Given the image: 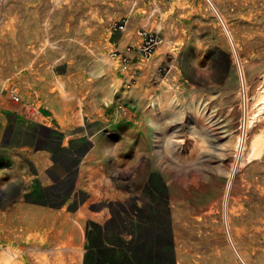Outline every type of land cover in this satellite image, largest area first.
I'll use <instances>...</instances> for the list:
<instances>
[{
  "label": "rangeland",
  "instance_id": "obj_1",
  "mask_svg": "<svg viewBox=\"0 0 264 264\" xmlns=\"http://www.w3.org/2000/svg\"><path fill=\"white\" fill-rule=\"evenodd\" d=\"M49 1L0 0V213L65 206L77 218L70 241L81 264H264V253L248 259L234 239L237 229L264 228V148L244 162L233 155L239 74L250 98L264 81V0H203L202 12V0H59L55 12ZM43 28L52 39L46 53L36 49ZM58 81L75 114L67 124L58 123L65 99L50 93ZM167 89L184 117L153 133L147 110ZM106 91H114L109 105ZM192 97L206 100L213 121L188 122ZM263 116L248 129L243 155ZM103 125L137 131L112 143L101 140ZM133 166L141 173L131 174Z\"/></svg>",
  "mask_w": 264,
  "mask_h": 264
},
{
  "label": "bare ground",
  "instance_id": "obj_2",
  "mask_svg": "<svg viewBox=\"0 0 264 264\" xmlns=\"http://www.w3.org/2000/svg\"><path fill=\"white\" fill-rule=\"evenodd\" d=\"M206 1L210 2L209 4L214 6V4H212L211 0H206ZM49 2H50V6H49L50 11L53 10L55 12L56 10L60 9L59 0H50ZM44 4H46V2H44ZM204 5H205V2L203 0L199 1L196 4V10L198 12H202L205 9ZM214 9H216V8H214ZM94 10L95 9H93V10L89 9V13L92 14V11H94ZM42 31L45 34H42V36H41L42 40L39 38L41 42L36 49H37V52L46 53V50L48 48L49 49L52 48V42H51L52 39H50L51 37H49V35L47 34V32H48L47 28H43ZM216 31H217V29L215 27H213L212 30L210 31V33L213 35L216 33ZM225 31L227 32V35L230 38V40H232V35L230 34L227 26L225 27ZM40 34L41 33H39V35ZM110 34L111 33H108L107 35L110 36ZM227 35H226V37H227ZM222 36H224L223 33H222ZM98 44L99 43H97V45ZM162 44H164V43H162ZM162 44L161 45L159 44V45L162 46ZM105 45L107 48H111V46L108 43L107 36L105 38ZM93 46H94V44H91L89 47L92 48ZM164 46H162V47L164 48ZM32 48L34 49V47H32ZM163 48L159 47V49H157L155 57H158L160 55ZM163 52H164V50H163ZM103 57L106 60L109 58V57H107V55H105ZM230 58H232V56H230ZM228 60H229V58H228ZM229 61H231V60H229ZM110 63H111V65H115L114 60H111ZM240 72H242V71L240 70ZM239 75H240L239 88L237 89L238 92H235L237 95L235 94L234 97L241 99V101L239 102V106L243 111H242V115L240 116L241 119L239 120V126L241 127L240 131H242L243 136L245 137L246 133H248V129L250 127L251 128L254 127V123H256V120H258L257 118L261 117V115H264V81L263 82L260 81V83L262 82L261 86L258 85V86H260L259 88L250 92L251 93V98H250L249 97L250 94H248V87L245 84L244 76L242 75V77H241V73ZM57 83H58V85L54 82L53 89L52 88L50 89V93L56 94V96L53 97L52 101L55 100L54 102H56L57 101L56 99H60V101L62 102V98H64L65 100H63L62 103L66 102V106L68 108L66 109V111L63 110L64 114L62 116H59L60 117L58 119L59 121L57 119L56 120L58 121V123L61 122V124H65V123L67 124L69 122V120L73 116H75L74 111H73V105L68 104V102H67V99L69 98V96L67 94L66 87H65L64 83H61L60 81H58ZM46 85L48 88L51 86L50 84H46ZM112 90H114V88ZM113 92L112 91H106L103 94V98L105 100L104 101L105 105H109L112 102ZM170 92L172 93L173 91H169L167 89V91L164 95H162L161 97L156 99L155 102L150 103V105H149V109L147 110L146 119H147L148 124L151 126L153 133H155L156 129L160 127L161 121L164 122L165 120L170 119V121L168 123L172 124L176 120H178L180 122L181 119L184 117L183 112H181V109L179 108V101H178L177 93H176V95H175V93H173L174 95L173 94L170 95L169 94ZM13 93H14V95H16L15 91H13ZM193 98L194 97L191 98L192 101H191V103H189V105H190V107L193 108L194 115L191 116L190 119L188 118V120H189L188 122L193 123L196 119H200V118L201 119L205 118V120L213 121V119H212L213 113L209 111L206 100H203L202 98H195V99H193ZM208 111L210 113H208ZM228 112L229 111H227V113ZM76 116L78 118H80V121H81L83 118V113L81 111H79L76 114ZM217 120L219 121V123L222 124L221 129H223L224 137L229 138V135L227 134L229 131V128H227L228 124H226L225 117L223 116L222 119L217 117ZM77 121L78 120H76V122ZM49 123H50V121L47 119L43 121V123H42L43 125L42 124L41 125L44 127V130L49 131V125H50ZM85 123H87V120H85ZM263 128L264 127H262L260 129L259 133H253L251 135L252 136V137H250L251 142H250V145L248 146V150L246 152L247 153L246 155L242 154L243 150L246 148L245 141L244 140L241 141V137H242L241 135L242 134L237 135L235 137L233 149L235 150L234 153H236V154H233V155H236V156H234V157H236V160L237 159L243 160L242 156L243 157L245 156L246 160H248V159L250 160L251 157H256V156L258 157L262 148H264L263 147L264 146V129ZM101 129H102V131H100V135L97 134L100 136L101 140H104V141L107 140V141L113 143V142H115L114 140L116 138H120L121 135H123V137L124 136H127V137L134 136L135 132L137 131L136 130L137 126H131L130 125V126L123 128L121 131L118 129H116V131H113V129L109 128L108 125H103V127ZM83 130H84V132H87L86 128ZM238 130H237V132H238ZM87 133H88L87 136H88V140H89V139H91L90 133L89 132H87ZM96 138L97 137H93L92 138L93 141H95ZM138 138H139L140 143L144 142V139L141 135H138ZM229 139H231V138H229ZM226 142H229V140H226ZM240 143H242V147L244 149H241V147H239ZM234 157H233V161H234ZM85 162L87 164H89L88 159ZM242 162H244V160ZM231 163H233V162H231ZM239 164H241V161L239 162ZM86 166H87L86 169L90 170V174H89L90 176L89 177L95 176L94 175V172H95L94 169L92 167L88 168L89 165H86ZM230 166H231V164H230ZM109 167H110V165H109ZM111 167H112V165H111ZM83 168L84 167L81 166L80 170H82ZM230 169H228V170H230ZM85 171H83L82 176L85 174ZM232 171H230V172L232 173ZM130 173L133 175L136 173H141V169L139 168V166L138 167L133 166L131 168ZM86 174H87V172H86ZM114 174L120 179L121 178L124 179L128 176V175L127 176L123 175L122 172L119 170H114ZM228 178H230V177H228ZM228 180H230V179H228ZM12 185L14 187L15 184H12ZM224 191H223V193H224ZM2 194L3 193L0 192V203H2V201H3L2 196H1ZM225 202H226V192L223 196L222 204H225ZM24 208H25V206H23L21 204V205L16 206V208H14V209L7 210L4 213H0V264H81L82 258L79 254L80 250L76 247H72L73 245L71 244L72 242L70 241L71 239H73L72 236L74 235V233L76 231L74 229L75 228L74 223H76V224L78 223L77 218L75 217L74 221L72 222L70 219V215L66 212L65 206H63V208L57 212H51V211L46 210V209H37V208H33V207L28 208V210H26L24 212ZM78 210H80V209H78ZM80 213H79V215H80ZM76 216H78V215H76ZM228 218L229 217H227L225 219L226 221H224V222H226V226L230 225V221ZM240 230L237 229L236 231H234V239H235L236 243L241 246V250L243 251V253L245 254V256L248 259L254 258V256L259 254V252L264 253V228L263 227L254 228L252 232H249L250 235L246 234ZM258 236H260V237L262 236L261 240L258 239ZM251 238H254V240H256V243L252 242L253 240H251ZM45 243H48L49 245L44 247L43 244H45ZM219 243L220 244L224 243L222 234H220ZM217 246H218V244H217ZM214 247L216 249V246H214ZM176 252L179 253V250L176 249ZM242 262H243V264H246V262H244V261H242Z\"/></svg>",
  "mask_w": 264,
  "mask_h": 264
},
{
  "label": "built area",
  "instance_id": "obj_3",
  "mask_svg": "<svg viewBox=\"0 0 264 264\" xmlns=\"http://www.w3.org/2000/svg\"><path fill=\"white\" fill-rule=\"evenodd\" d=\"M144 35H146V33H141L140 34V36L142 37V36H144ZM145 37V36H144ZM158 45V42H157V40H156V38L155 39H149V41L147 42V44H146V49L148 50V52L149 51H151V50H153L156 46ZM15 97H16V95H14ZM241 127L239 126V129H240ZM240 134H242L241 136V141H245V137L243 136V133H242V131H240V133L238 134V135H240ZM239 147H241V149H243V147H242V143H240L239 144Z\"/></svg>",
  "mask_w": 264,
  "mask_h": 264
}]
</instances>
